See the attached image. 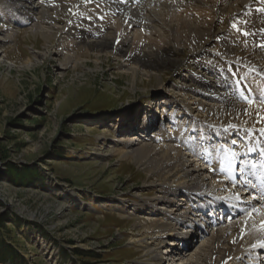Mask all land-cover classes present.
<instances>
[{"label": "rangeland", "instance_id": "rangeland-1", "mask_svg": "<svg viewBox=\"0 0 264 264\" xmlns=\"http://www.w3.org/2000/svg\"><path fill=\"white\" fill-rule=\"evenodd\" d=\"M39 1L37 10L28 14L23 7L0 0L4 10L0 33H13L12 40L0 45V264H139L141 254L128 244V237L139 228L132 220L138 213L103 204L111 200L117 205L118 201L147 202L156 192L146 182L142 164L108 154L111 139L123 131L133 133L132 120H145L146 112L153 115L156 96L167 98L169 94L166 110L180 108L181 120L196 118L214 125L209 133L199 126L195 129L203 131L193 129L199 152L191 150L194 159L200 160L195 154L200 155L201 146L213 138L225 137L227 142L236 137L235 128L242 121L208 115L198 102L227 105L228 100L242 101L233 89L235 80L229 70L232 62L242 65L243 60L225 51L228 46L240 47L212 32L206 47L186 55L174 69L154 79H133L130 72L118 68L120 61L114 54L89 53L80 42L73 61L65 67L57 48L98 39L104 31L98 23L102 20L85 14L86 4L94 0ZM57 7L64 31L73 27L76 33L72 29L47 40L24 33L39 11L54 14ZM228 24L215 18L212 28ZM147 43H141L142 50ZM213 92L222 93L217 103L211 100ZM118 116L123 120L116 132L111 124ZM156 120L164 126L169 118L156 115ZM206 158L204 154V162ZM122 212L131 217L121 218ZM166 247L164 243L158 250ZM9 251L16 256L9 258ZM166 258L161 264L172 261Z\"/></svg>", "mask_w": 264, "mask_h": 264}, {"label": "bare ground", "instance_id": "bare-ground-1", "mask_svg": "<svg viewBox=\"0 0 264 264\" xmlns=\"http://www.w3.org/2000/svg\"><path fill=\"white\" fill-rule=\"evenodd\" d=\"M9 1L15 7H23L28 14L39 6V0ZM86 5L89 11L85 14L97 16L98 19L94 18L97 22L101 19L98 23L104 31L98 39L86 43L80 40L78 44L72 40L75 43L72 47H58L57 54L65 67L71 64L74 50L82 42L87 52L114 54L120 61L118 68L130 72L133 79L136 76L154 79L164 70L174 69L186 55L206 47L212 32L234 41L240 49L228 46L225 51L243 60L242 65L232 62L229 71L235 80L233 89L245 104L230 100L227 105L221 101V105L198 102L208 115L243 123L233 124L241 129L235 128L236 137H229L227 142L225 137L213 138L207 146H201V154L208 157L207 161L203 160L204 154H198L194 143L197 133L193 129L198 131L195 128L199 126L209 133L214 125L199 123L196 118L181 120L180 108L166 110L171 102L170 94L167 98L156 96L153 115L146 112L145 120L131 119L135 124L131 128L133 133L123 131L120 136L113 135L108 154L142 164L146 182L156 192L147 202L115 201L121 204L117 205L111 200L103 204L121 211L127 207L133 209L127 211L130 214L138 213L132 220L139 228L128 237V244L141 254L138 263L161 264L168 257L172 260L168 264H264V227L261 226L264 221V135L259 131L264 128V120L257 122L255 114L248 116L244 112L245 109L252 113L259 111L264 116V108L259 101L249 105L242 98L264 93V47L259 46L264 44V11H261L264 0H94ZM59 9L53 10L56 15L39 11L24 33L46 40L68 34L74 28L68 26L64 31L65 24L60 25L57 16L62 13ZM64 10L66 7L62 8ZM0 13L4 15L2 8ZM215 18L219 22L228 21V26L212 28ZM12 34L9 30L2 31L0 45L10 40ZM142 37L146 38L142 40ZM146 40L149 44L142 50L141 43ZM213 46L218 51L217 44ZM213 94L211 100L217 103L222 93ZM156 115L159 119L169 118L166 125H158ZM122 120L120 117L112 121L114 131L121 128ZM249 149L258 151L252 154ZM191 150L198 152L195 155L200 160L192 157ZM124 213L119 216L131 217ZM164 243L166 249L159 251Z\"/></svg>", "mask_w": 264, "mask_h": 264}, {"label": "snow or ice", "instance_id": "snow-or-ice-1", "mask_svg": "<svg viewBox=\"0 0 264 264\" xmlns=\"http://www.w3.org/2000/svg\"><path fill=\"white\" fill-rule=\"evenodd\" d=\"M261 11H264V9H261ZM259 46L260 47H264V44H261ZM242 98L249 105H253L257 101H259V104H260L261 108H264V93L260 94L258 97H248V96H244ZM244 112L248 116H252V115L255 114L258 117V121L257 122H260L261 120H264V116H261L259 111H257L256 113H252V112H249L247 109H245ZM232 127H235V126H232ZM259 131L261 132L262 135H264V128H260ZM249 151H251V149H249ZM262 154H264V153H262ZM252 187H255V185H252ZM253 199H255V197H253ZM261 226L264 227V221H261Z\"/></svg>", "mask_w": 264, "mask_h": 264}, {"label": "trees", "instance_id": "trees-1", "mask_svg": "<svg viewBox=\"0 0 264 264\" xmlns=\"http://www.w3.org/2000/svg\"><path fill=\"white\" fill-rule=\"evenodd\" d=\"M7 250V249H6ZM10 254H9V258H12L14 256H16V253L14 251H9ZM1 259V258H0Z\"/></svg>", "mask_w": 264, "mask_h": 264}, {"label": "built area", "instance_id": "built-area-1", "mask_svg": "<svg viewBox=\"0 0 264 264\" xmlns=\"http://www.w3.org/2000/svg\"><path fill=\"white\" fill-rule=\"evenodd\" d=\"M188 242V241H187ZM180 245V244H179Z\"/></svg>", "mask_w": 264, "mask_h": 264}]
</instances>
